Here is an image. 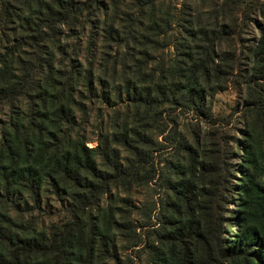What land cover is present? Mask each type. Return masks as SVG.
I'll return each instance as SVG.
<instances>
[{"label":"rangeland","instance_id":"rangeland-1","mask_svg":"<svg viewBox=\"0 0 264 264\" xmlns=\"http://www.w3.org/2000/svg\"><path fill=\"white\" fill-rule=\"evenodd\" d=\"M28 1L12 3L5 29L10 40L20 35L24 18L36 21V12L52 2L36 0L29 9ZM66 21L55 24L57 31L44 29L49 35L45 59L55 71L77 67L82 77L92 70L98 97L75 79L74 95L87 113L75 108L77 126L64 147L79 140L96 150L105 136L126 132L144 152L136 165L138 180L112 186L100 203L103 213H120L117 217L135 228L129 236L118 234L122 263L153 264L161 235L182 225L180 212L174 213L181 209L176 184L188 179L200 190V165L211 141L216 148L225 141L232 146L222 191L223 241L232 245L240 225H258L262 202L255 192L264 188V0H97ZM110 26L114 38L107 41ZM197 79L200 85L194 88ZM25 109V101L13 110L2 107L0 131ZM113 147L125 165L128 152ZM93 154L101 163L97 151ZM245 185L252 186L248 197L242 192ZM64 207L56 196L46 206L44 199L39 221L47 228L67 222Z\"/></svg>","mask_w":264,"mask_h":264},{"label":"trees","instance_id":"trees-1","mask_svg":"<svg viewBox=\"0 0 264 264\" xmlns=\"http://www.w3.org/2000/svg\"><path fill=\"white\" fill-rule=\"evenodd\" d=\"M33 1L25 6L33 9ZM96 1H71L65 6L62 1L52 0L36 12L38 22L24 18L20 35L10 40L5 35L7 17L12 3L18 0H0V109L13 110L24 101L26 106L20 118L11 120L0 131V264H123L117 250L119 235L129 236L132 230L135 233L131 223L117 217L120 213H103L100 203L112 186L127 187L138 180L136 165L144 152L133 145L126 132L105 136L96 150L86 148L79 140L65 148L71 138L69 132H75L77 126L75 108L87 113L81 99L74 95V83L77 80L88 87L92 98L98 97L94 72L88 70L81 77L77 67L55 71L45 59L44 42L49 35L44 29L57 31L56 23L76 18ZM107 30L105 39L110 41L115 30L111 26ZM11 31L14 34L16 29ZM54 71L61 78H55ZM106 85L103 80L102 89ZM196 85H200L199 79L194 88ZM104 98L109 101L110 94L105 93ZM226 143L216 148L211 141L205 150L199 172L200 190L195 181L188 179L176 184L181 209L174 213L180 212L183 223L161 235L162 246L153 264H264L263 187L255 192V198L261 197L263 220L246 228L240 225L241 233L230 246L222 239V191L229 180L232 154V146ZM113 145L128 152L129 157L123 159L125 165ZM95 151L101 163L96 161ZM251 189L245 185L242 192L248 197ZM51 196L64 202L69 219L47 228L39 217L44 199L46 206ZM93 209H98V215ZM197 213L200 220L196 219ZM174 225L172 215L167 226Z\"/></svg>","mask_w":264,"mask_h":264}]
</instances>
